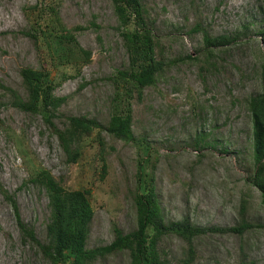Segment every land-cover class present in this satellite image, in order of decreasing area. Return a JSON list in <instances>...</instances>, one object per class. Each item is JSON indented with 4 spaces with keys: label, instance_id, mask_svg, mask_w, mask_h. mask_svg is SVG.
Listing matches in <instances>:
<instances>
[{
    "label": "rangeland",
    "instance_id": "374dc122",
    "mask_svg": "<svg viewBox=\"0 0 264 264\" xmlns=\"http://www.w3.org/2000/svg\"><path fill=\"white\" fill-rule=\"evenodd\" d=\"M42 1L75 31L78 47L90 52L80 68L58 64L54 38L40 34L36 12ZM145 20L166 66L154 86L131 102L132 137L115 139L94 130L71 161L40 114L11 105L12 90L26 100L23 68L45 71L60 84L54 95L67 101L55 125L66 117H87L105 126L115 86L109 77L129 67L110 0H0V186L15 201L22 222L46 243V191L30 182L48 171L67 190H87L94 211L87 249L105 246L135 230L133 197L153 190L166 222L188 218L199 228H230L242 220L251 228L206 233L193 240V264H264V204L250 183L254 173L250 97L261 92L264 0H142ZM200 27L195 31L196 27ZM132 27V26H131ZM130 27V28H131ZM235 41L205 51L203 33ZM65 45V43H64ZM189 57V58H187ZM84 56L74 49L71 63ZM80 60V61H79ZM175 60V62H174ZM67 79L61 81L62 75ZM103 140V150L98 145ZM102 164L105 170L102 172ZM245 211L240 213L241 204ZM160 248L182 264L186 243L166 236ZM0 264H51L23 240L11 204L0 194ZM93 264H129L127 252Z\"/></svg>",
    "mask_w": 264,
    "mask_h": 264
},
{
    "label": "trees",
    "instance_id": "16d2710c",
    "mask_svg": "<svg viewBox=\"0 0 264 264\" xmlns=\"http://www.w3.org/2000/svg\"><path fill=\"white\" fill-rule=\"evenodd\" d=\"M110 1L118 22L116 30L122 39L129 67L125 71H117L115 78L109 77L115 86V91L111 99V115L105 126L95 119L84 116L66 117L62 129L55 125L53 121L57 117V111L67 99L54 95L60 82L49 79L50 74L45 71V63L40 70L21 69L20 77L27 92L26 100L0 85L1 88L10 92L11 105L15 109L42 116L51 134L56 136L62 151L73 162L80 156L82 140L90 136L94 130L104 131L115 139L131 138V102L134 97L139 100L142 91L154 86L164 68L173 63V61L165 62L157 57L158 42L145 20L146 9L142 0ZM44 6L45 4L40 1L30 8L36 12V25L40 34L47 32L54 38L57 43L55 53L59 55L60 66L65 68L73 66L79 69L81 64L89 62L90 52L78 47L73 32L84 28L75 27L68 30L62 24L54 7L48 6L45 13L42 11ZM198 28L202 30L198 26L194 30ZM259 36L263 48L260 62L262 86L258 95L249 98L247 108L252 121L254 166L250 183L259 191L261 202L264 204V25L259 31ZM202 39L204 50L207 52L235 41V38L228 36L210 37L206 32L203 33ZM74 49L84 56L81 62L71 63L70 56ZM65 79L67 75L63 74L61 81ZM97 137L98 145L103 150L104 142L100 140L99 134ZM104 170L105 164H102V172ZM30 182L43 188L48 197L49 222L46 226V243H40L33 230L22 222L15 201L1 186L0 194L11 204L23 240L32 243L51 264H93L99 258L121 252L128 253L129 264H172L168 258L169 254L160 248L162 239L170 235L180 237L186 243L182 264H193L195 237L206 233L241 235L251 228L243 220L238 226L230 228H199L188 218L179 222H166L155 192L150 190L139 193L138 191L133 197L135 230L123 234L121 230L114 228V239L110 244L87 249L89 227L94 215L89 191L67 190L48 171L42 169L34 172ZM244 211L245 206L242 203L240 213Z\"/></svg>",
    "mask_w": 264,
    "mask_h": 264
}]
</instances>
